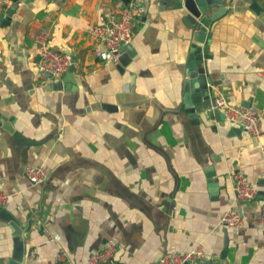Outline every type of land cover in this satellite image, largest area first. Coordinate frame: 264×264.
Listing matches in <instances>:
<instances>
[{
    "label": "crops",
    "instance_id": "0c3cea01",
    "mask_svg": "<svg viewBox=\"0 0 264 264\" xmlns=\"http://www.w3.org/2000/svg\"><path fill=\"white\" fill-rule=\"evenodd\" d=\"M113 1L9 0L0 19V114L10 124L0 125V191L22 229L20 264H53L59 246L69 264H88L109 239L115 250L98 264H151L195 244L196 263L214 264L224 251V264H264L261 194L243 207L239 227L218 222L233 206L230 172L264 183V133L230 131L225 119H213L214 128L192 123L183 111L193 30L179 0H136L143 12L123 62L97 59L87 27ZM220 5L202 67L218 81L212 94L254 107L264 131L263 4ZM40 30L71 58L56 79L36 70ZM26 165H40L45 179L29 183ZM11 249V229L0 220V264Z\"/></svg>",
    "mask_w": 264,
    "mask_h": 264
},
{
    "label": "built area",
    "instance_id": "2783aa9c",
    "mask_svg": "<svg viewBox=\"0 0 264 264\" xmlns=\"http://www.w3.org/2000/svg\"><path fill=\"white\" fill-rule=\"evenodd\" d=\"M9 0H0V19ZM264 7V0H259ZM143 12V6L136 0H114L111 10L100 13L87 27L88 35L93 41L92 53L100 60H109L118 63L122 46L132 37L136 19ZM36 46V70L39 76L58 78L71 63L70 55L62 50L49 46L46 33L40 30L34 34ZM212 107L223 113L229 124L248 132L253 137L264 133L259 125V115L254 107L244 104L228 102L221 94L215 95ZM264 160V146L261 147ZM24 176L29 183H38L45 179L46 172L40 165H26L23 169ZM230 188L233 197V206L225 209L220 217L219 224L235 228L242 224L243 207L249 204L261 190L264 200V183L257 187L250 183L242 173L233 171L229 173ZM5 196L0 191V207ZM258 221L264 224V203L259 206ZM47 233L50 239L51 235ZM115 250L112 240H105L101 247L94 251L88 258V264H98L108 261ZM202 254L201 246L195 244L184 250H171L161 253L151 264H193ZM53 264H69V258L64 248L58 247Z\"/></svg>",
    "mask_w": 264,
    "mask_h": 264
},
{
    "label": "water",
    "instance_id": "95a60500",
    "mask_svg": "<svg viewBox=\"0 0 264 264\" xmlns=\"http://www.w3.org/2000/svg\"><path fill=\"white\" fill-rule=\"evenodd\" d=\"M126 1V0H124ZM181 6L185 10V22L188 27L192 28L191 39L189 42V52L187 54L186 74L182 85V109L189 117L192 123L202 122L205 125H209L212 128L215 125L212 120H216L218 124H221L224 120L223 113L217 108L212 107L214 95L212 94V85H215L218 81L211 80L204 72L205 58L209 57L205 53V37L209 35L213 25L217 22V17L224 10V7L220 5V0H179ZM216 6V9L210 11V8ZM250 7L257 13L262 11L261 6L255 1L251 2ZM10 10H6L3 18H7ZM123 47V46H122ZM122 49V48H121ZM126 53L119 56L121 63L125 58ZM71 66L69 64L68 68ZM203 68V76L199 77V73ZM0 125L10 130V124L6 117L0 114ZM238 127H233L230 131H237ZM208 181H214L210 177L212 171H208ZM258 195L261 194V190H258ZM0 220L6 222L12 234V249L10 256L4 264H20L23 259V243H22V229L18 220L4 207H0ZM224 251L219 256V260L214 264H224L222 262L224 258ZM193 264H210L205 261L203 263ZM213 264V263H212Z\"/></svg>",
    "mask_w": 264,
    "mask_h": 264
}]
</instances>
